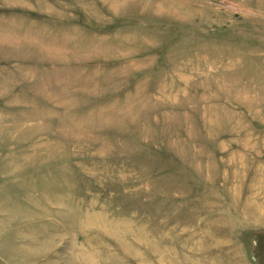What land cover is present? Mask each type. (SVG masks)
<instances>
[{
	"label": "rangeland",
	"instance_id": "374dc122",
	"mask_svg": "<svg viewBox=\"0 0 264 264\" xmlns=\"http://www.w3.org/2000/svg\"><path fill=\"white\" fill-rule=\"evenodd\" d=\"M263 1L0 0V71L36 111L34 134L62 140L68 158L67 184L37 180L53 168L30 174L28 206L51 213L17 217L0 194V264H97L83 217L148 230L171 264H264ZM166 119L175 130L146 134ZM64 200L71 218L57 213Z\"/></svg>",
	"mask_w": 264,
	"mask_h": 264
},
{
	"label": "bare ground",
	"instance_id": "6f19581e",
	"mask_svg": "<svg viewBox=\"0 0 264 264\" xmlns=\"http://www.w3.org/2000/svg\"><path fill=\"white\" fill-rule=\"evenodd\" d=\"M7 2H9V1H7ZM252 2L254 4L255 1H251V4H252ZM261 2H262V0H261ZM174 4H176V3H174ZM160 5H161V3H160ZM31 8H32V5H31ZM167 11H166V13H167ZM199 12H200V10H199ZM184 13H185V11H184ZM200 13H202V12H200ZM186 14L188 15V13H186ZM7 34L10 35L11 33H7ZM5 36H8V35H5ZM15 38H16V36H15ZM16 41H17V39H16ZM90 49L93 50L92 47H90ZM198 52H201V51H198ZM203 55H204V53H203ZM198 56H200V55H198ZM205 56H207V55H205ZM248 56H250V55H248ZM251 56H253V55H251ZM255 58L257 59L258 57H255ZM49 59H50V57H49ZM198 60H200V59H198ZM198 60L195 59L196 62H198ZM205 60H208V59H205ZM203 61L204 60H202L201 62H203ZM249 61H247V62L249 63ZM206 63H207V61H206ZM142 64H144V63L142 62ZM203 64H204V62H203ZM235 64H237V63L235 62ZM240 64H243V63L240 62L239 65ZM139 65H140V63H139ZM183 65H185V64H183ZM193 65H194V63H193ZM226 65H228V64H226ZM239 65H237V67ZM257 66L259 67L260 65H257ZM197 67H198V65H197ZM197 67H196V69H197ZM245 67H246V65H245ZM138 68H140V67H138ZM249 68H251V67H249ZM254 68H252V70ZM249 70L247 71V73L249 72ZM235 72H237V71H235ZM13 87H14L13 86V79L11 78V76L8 73H5L3 75L1 73V71H0V175L6 176L5 178L4 177H0V194H3V196H5L8 199V204H9V206H11V208L15 207V206H20V209H18V210L14 209L13 213L15 212L17 217H20V216L24 217V214H26L27 212H29L30 214H36V213H39L41 211H45V212L46 211H50L49 206H43V205H41V202L39 204L36 203L37 205L34 206L35 208H33V209H31L32 207L30 208L28 206V201H29V198L31 197V195H30L31 193L29 194V188H31V186H33L34 183H35L34 182L35 179L30 177L31 171L34 170V169L38 170L39 168H42V167H44V168L47 167L48 169L49 168H53V169H51V171L50 170L43 171L41 174H39V177H38L39 179H37V180L38 181L39 180L42 181V179H44L46 181L48 180V181L53 182V178L54 179L58 178L61 182H63L64 184H67L68 168H67V160L66 159H68V158H67V155L65 153L66 151L63 149V147L61 145L62 144V140L55 141L53 139H49V137H47L46 135H44L43 137H38V136H36L34 134V131L36 130V128L30 126L29 125L30 123H28V121L32 117H35L36 111L35 110H33L34 112L31 111V107L27 106V104L24 101H22L16 95V92L14 91ZM170 99H171V96H170ZM174 99H176V98L174 97ZM173 102H175V101H173ZM212 112L214 113V111H212ZM204 113H205V111H204ZM211 115H214V114H211ZM217 117H219L222 121L224 119L223 114H219ZM208 120H209V118H208ZM215 122H217V121H215ZM217 123H219V122H217ZM148 124H149V126L147 127L148 129L146 131V134L149 135L152 138L155 135H158V132H165L167 130H175L174 122L172 120H169V119H166V120L162 121L161 123L156 122V124H155V122H149ZM39 125L42 126L41 124H39ZM144 127L145 126H142V128H144ZM67 131H68V129H67ZM143 131L145 132V129H143ZM58 137H60L62 139V136H60V133L58 134ZM45 138H47V140H45ZM167 141L169 143H171L173 146L179 148L181 152L189 151L188 147L184 148L183 146H181L180 142H178L175 139H169ZM118 152H120V151H118ZM171 155H173V154H171ZM178 161L180 162V160H178ZM182 164H184V163H182ZM61 168H63L64 170L61 169ZM55 169L58 170V171H56ZM191 172H192V170H191ZM40 176H41V178H40ZM256 181L258 182L259 180H256ZM42 186L44 187V190L46 192H48L47 186L46 185H42ZM46 192H44L45 195H47ZM193 194H195V193H193ZM187 197H189V196H187ZM182 198H183V196H182ZM248 200L249 201L247 202V207H246V210L248 211V213L249 212L250 213H255L256 215L261 214L259 212H261L262 209L261 210L259 209V204L257 205L256 204L257 202H253L252 200H250V198ZM43 201H45V200H43ZM254 203L257 206H253ZM63 204L65 205V207L64 208H59L57 213L61 212L62 218H64V217L71 218V216L73 215V213L75 211V205H71L69 200H67V201L64 200ZM38 205H40V206H38ZM86 210H88V209H86ZM197 211L198 210H196V212ZM191 212H192V210H191ZM50 213H51V211H50ZM181 213H183V212H181ZM85 216H87V215H85ZM80 222H86V224L88 226L93 227V228H90V230H91V232L93 234H95V235H93L95 238H90V239H87V241H86V243H88V245H92L93 246V244H95L97 246V247L92 248L91 252H88V257H89V259L92 262H95L97 264L99 262H102V264H115V263H118L121 259H123L124 256H126L128 254V255L134 257V259L136 261L137 260L138 261L141 260V261H146V263H149V264H159L158 260L161 259V258L158 259V255L157 254H159L160 257L161 256L164 257L169 262V264H171V261L173 259V251L174 250H172V249L168 250V249H165V247H163V246L157 245V243L154 240L156 235H155V237L153 236L152 238H150L148 230H144V231H142V232H140L138 234L137 233L135 234V233H133V230L131 228L126 226V223H125V226H120L118 224L119 221H116V220H112L111 221L110 219L108 221L105 217L96 218V219H88V218L83 217V218H80ZM121 222H122V220H121ZM100 230L111 232V239H116V240L120 241L121 242L120 245H121L122 248L120 250H118V249L114 250L112 247L110 248L106 244H103V243L99 242L97 240L98 238H96V234H99V233L102 234V232ZM141 233L145 234V236L140 235ZM158 236L161 237V238H162V236H164L162 231H161V229L159 230ZM103 240H105V239L103 238ZM106 242H108V241H106ZM188 243H189V241H188ZM120 245H118V246H120ZM113 246H115V244ZM117 248H119V247H117ZM96 254H101L102 255V256H100L101 259L98 258V256ZM81 258H83V257L81 256ZM219 258H220V256H219ZM130 259H132V258H130ZM152 259L155 262H150V260H152ZM216 259H218V258L216 257Z\"/></svg>",
	"mask_w": 264,
	"mask_h": 264
}]
</instances>
